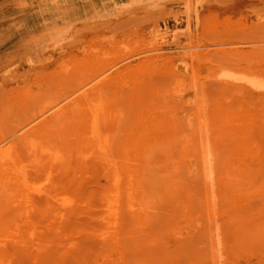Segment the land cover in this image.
Returning <instances> with one entry per match:
<instances>
[{
  "label": "bare ground",
  "instance_id": "1",
  "mask_svg": "<svg viewBox=\"0 0 264 264\" xmlns=\"http://www.w3.org/2000/svg\"><path fill=\"white\" fill-rule=\"evenodd\" d=\"M141 1L0 0V264H179L200 239L209 264H264L263 20L214 53L167 23L87 28Z\"/></svg>",
  "mask_w": 264,
  "mask_h": 264
},
{
  "label": "rangeland",
  "instance_id": "2",
  "mask_svg": "<svg viewBox=\"0 0 264 264\" xmlns=\"http://www.w3.org/2000/svg\"><path fill=\"white\" fill-rule=\"evenodd\" d=\"M144 1H145V3L146 4H144ZM144 1H141L140 3L141 4H143V6L140 4V3H138V6H142V7H137L139 10H141V9H146L147 7H148V10H142V11H139L138 9L137 10H133V11H130L129 13H116V15H114V20L112 21L111 20V22L109 21H104L106 18L104 17V18H100V19H98V20H96L94 23V25L93 26H88L87 28L88 29H92L91 31L93 32V29H94V33H97V34H99L100 32H103V31H106V30H108L109 29V31H106V32H108V34H110L111 35V37H113L114 38V35H115V38L116 39H120V38H122V39H124V37H125V40L126 41H134V40H136L137 38L139 39L140 37H141V35H142V33H139L138 35L136 34L138 31H144V33L145 32H147L145 29H148V31L149 30H151V29H157V27L158 26H160L161 25V23H167V24H169V25H171V26H173L174 27V30H173V32H172V34L174 35L176 32L178 33L176 36H178V35H181V36H184V37H180V36H178L177 38H175L173 41L175 42H177V44H176V42H175V44L176 45H180V44H182V43H186V42H188L189 40H190V38L189 37H192V36H194L195 34L194 33H196V31H197V33L198 34H208L207 33V31H204V30H202V32H201V30H199V28H198V26L199 25H197L198 24V21L199 20H201V21H203V22H201L202 24H201V27L203 26V25H205V24H203V23H206L207 24V22H211V20L212 21H215L214 19H216V18H213V17H215V16H217V19L216 20H225V19H230L231 21H232V24L233 25H231L230 23V26H228L229 24L228 23H223L222 25H220V30L218 31V32H215V36L213 35V34H211L214 38L215 37H217V34H219L220 36H218V37H220V38H215V39H213V37H212V40L210 41V34H208V36H206V34L205 35H202V36H197L198 38H197V40L199 41V42H205L206 43V45H208L209 47H207L206 48V46H203L202 47V49L203 50H209L210 52H212V53H214L215 51L214 50H217V49H220V48H222L223 46H219V45H215V43L216 44H224L226 41L225 40H229L228 38H232V39H234V37H238L239 35H242V32L244 33L245 31H246V29L247 30H249L248 29V27L246 26V25H239V26H237L236 25V21H234V19L236 18V16H239V15H241L242 14V16H246L245 14L246 13H255L256 11H258V12H256L255 14H256V17H258L259 19H257L258 20V22L260 21V20H263V22H261V23H263V25H264V5H262L259 1H257L256 3H254L255 1H253V2H251L250 0H249V2L248 1H246V2H248L247 4L245 3V2H243L244 0H190V3H189V1L188 0H182V2L180 1V2H177V0H174V2L173 1H162L163 3H164V5H169L168 6V8H165V9H163V8H161L159 5H157V1L156 0H154V1H152L153 2V4H152V2H151V0H148V1H146V0H144ZM185 1V2H184ZM239 1V2H238ZM204 2V3H203ZM205 2H206V4H205ZM238 2V3H237ZM147 3H150V4H147ZM156 3V4H155ZM203 3V4H202ZM216 3V4H215ZM236 3V4H235ZM244 3V4H243ZM259 3V4H258ZM153 5V9L150 7V5ZM191 4V5H190ZM210 4V5H209ZM235 4V5H234ZM244 6H243V5ZM245 4H246V6H245ZM163 4H161V6H162ZM188 5H190L189 7H187ZM201 5V6H200ZM206 5V6H205ZM228 5V6H227ZM154 6H155V8H154ZM232 6H233V8L234 9H232ZM235 6V7H234ZM237 6H239L238 8V10L239 11H237ZM254 6V8H252V7ZM187 7V8H186ZM197 7V8H196ZM223 7V8H222ZM240 7H242L241 9H240ZM263 7V8H262ZM136 8V7H135ZM141 8V9H140ZM159 8H160V10H159ZM194 8H196L195 10H194ZM261 8H262V12L263 13H261ZM161 9H163V10H161ZM185 9H186V11H185ZM193 9V10H192ZM250 9H251V11H250ZM255 9H257L256 11H255ZM149 11V12H148ZM162 11V12H161ZM172 11V12H171ZM192 13H190V12ZM221 11V12H220ZM233 11L236 13V14H233ZM255 11V12H254ZM171 12V14H169ZM194 12H196V13H194ZM238 12H240L239 14H238ZM149 13H151V14H149ZM182 13H183V15H182ZM187 13V14H186ZM199 13V14H198ZM262 14V16L261 17H259V15H261ZM122 15V16H120V15ZM133 14V15H132ZM143 14V15H142ZM179 14V15H178ZM196 14V15H195ZM214 14V15H213ZM217 14V15H216ZM220 14V15H219ZM230 14V15H229ZM232 14V15H231ZM147 15V17H145V16ZM177 15H178V17H177ZM212 15H213V17H212ZM222 15H225V16H222ZM229 15V16H228ZM236 15V16H235ZM258 15V16H257ZM129 16V17H128ZM149 16V17H148ZM174 16H175V18H174ZM199 18H198V17ZM228 16V17H227ZM230 16H233L232 18L230 17ZM134 17H137V18H134ZM148 18V20L146 19V20H144L145 18ZM191 17V18H190ZM210 17V18H209ZM212 17V18H211ZM220 17H221V19H220ZM224 17H226V18H224ZM131 18H133V19H131ZM160 18V19H159ZM187 18V19H186ZM207 18H209V19H207ZM254 18V17H253ZM261 18H263V19H261ZM187 21H186V20ZM194 19V20H193ZM103 20V21H102ZM139 20H141V21H139ZM144 20V21H143ZM183 20V21H182ZM207 20V21H206ZM146 21V23L144 24V22ZM149 23H148V22ZM196 21V22H195ZM244 21H247V20H244ZM142 22V23H141ZM110 23V24H109ZM135 23H137V25H135ZM139 23V24H138ZM190 23V24H189ZM197 23V24H196ZM97 25V26H96ZM185 25V28L187 27L186 25H188V27L187 28H189V29H185V28H183V26ZM197 25V26H196ZM226 25H227V27H226ZM234 25H236V26H234ZM222 26V27H221ZM103 27V28H102ZM106 27V28H105ZM111 27V28H110ZM195 27H196V29H195ZM230 27V28H229ZM96 28H98V29H96ZM101 28L103 29V30H101ZM130 28V29H129ZM132 29V30H131ZM95 30H96V32H95ZM97 30H99V31H97ZM110 30H111V32H110ZM125 30V31H124ZM178 30H180V31H178ZM185 30V31H184ZM224 30V31H223ZM263 30H264V28H263ZM136 31V32H135ZM176 31V32H175ZM175 32V33H174ZM180 32H181V34H180ZM189 32H190V34H189ZM116 33V34H115ZM129 33V34H128ZM132 33H134V34H132ZM185 33V35L187 34V36H189V37H187L186 36V38H185V35H183ZM196 33V34H197ZM257 33L258 34H256L257 36H262L263 38H264V31L263 32H261V33H259L258 31H257ZM189 34V35H188ZM194 34V35H193ZM222 34V35H221ZM113 35V36H112ZM117 35V36H116ZM126 35H127V37H126ZM224 35V36H223ZM124 36V37H123ZM256 36V37H257ZM180 37V38H179ZM205 37V38H204ZM222 37V38H221ZM224 37V38H223ZM128 38H129V40H128ZM179 38V39H178ZM200 38H202L203 40H201L200 41ZM176 39H178V41L176 40ZM184 39H186V40H184ZM213 40H215V41H213ZM218 40H219V42H218ZM223 42H222V41ZM192 41V40H191ZM190 42V41H189ZM214 42V43H213ZM261 45L262 46H264L262 43H261ZM243 46H248V48L249 47H251L252 45L251 44H244ZM213 47V48H212ZM226 47H228V45H226ZM209 48V49H208ZM252 48V47H251ZM259 70L260 71H262V72H264V64H262L261 63V60L259 61ZM162 222V226H161V229L163 230H158V232L159 231H161V237H164L165 235H163L164 233L165 234H167V233H169L168 231L169 230H174L176 227H178V226H181V227H183V229H182V233L183 234H185L189 229H190V224L191 223H193V224H198V226H200V222H196V221H184V222H181V221H168V225H169V227H167L166 225L167 224H165V222L164 221H160V223ZM170 222H171V224L172 225H170ZM173 222H174V224H175V226H174V224H173ZM244 222H246L249 226H250V229H252L253 227H255L256 225H253L252 226V224H253V222L254 221H244ZM166 223H167V221H166ZM178 223H180V224H178ZM167 227H165L164 225ZM236 226V227H235ZM234 227H232V228H229L228 230H229V232L230 233H233V232H235V230L237 229V225H235ZM158 228V226L156 225V223L155 222H147V221H145V222H143V223H139V229H138V236L139 237H146L147 236V233H151V232H153V231H155L156 229ZM171 228V229H170ZM171 231V232H172ZM199 235V234H198ZM202 241H203V239H200V240H197L196 241V243H197V245H195L194 247H195V250L192 248V250H191V252H190V254H188V255H184L179 261V264H209V258H207L208 256H206V253H207V250H204L203 248H201L200 247V242L202 243ZM252 247H254V248H252ZM250 249H248V250H251L252 251V254L251 255H253L254 254V252H255V254H254V256H256V255H264V251H262V249H261V247L260 246H252ZM258 247H260V248H258ZM193 251V252H192ZM196 251V252H195ZM263 252V253H262ZM145 253V252H144ZM197 253H200V254H197ZM204 253V254H203ZM260 253V254H259ZM262 253V254H261ZM196 254V255H195ZM202 254L204 255V256H202ZM253 256V257H254ZM185 257H186V259H185ZM201 257V258H200ZM147 258V257H146ZM145 258V259H146ZM199 258V259H198ZM198 259V260H197ZM254 259V258H253ZM200 261V262H199ZM146 262V263H145ZM182 262H184V263H182ZM151 264L152 262H147V261H144L143 260V262L141 261L140 262V264Z\"/></svg>",
  "mask_w": 264,
  "mask_h": 264
}]
</instances>
